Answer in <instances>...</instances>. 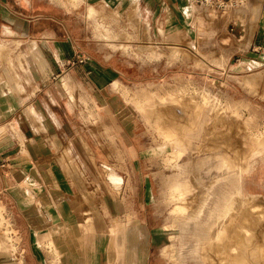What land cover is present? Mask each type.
I'll return each instance as SVG.
<instances>
[{
	"label": "rangeland",
	"instance_id": "obj_1",
	"mask_svg": "<svg viewBox=\"0 0 264 264\" xmlns=\"http://www.w3.org/2000/svg\"><path fill=\"white\" fill-rule=\"evenodd\" d=\"M38 1L77 17L90 41L105 48L106 56L121 60L116 66L120 79L111 90L114 107L124 108L125 115L117 118L125 117L130 124L128 134L117 128L112 131L104 123L94 98L78 97L71 106L82 120L83 133L93 138L103 156L98 171L110 192L132 205L145 202L149 224L164 231V242L153 248L149 264H264V143L260 144L264 140V67L254 64L246 72L235 69L247 53L241 50L243 22L233 17L238 10L244 13V7L263 3L253 0L212 15L187 0L177 32L172 34L168 28L159 31L158 23L152 26L140 6H129L112 19L113 12L103 3ZM87 5L98 10L89 18ZM137 17L140 20L135 23ZM259 17L260 12L257 21ZM144 24L149 27L145 29ZM105 28L116 34L115 39L95 37V30L101 33ZM6 40L0 38V45L8 47L13 59L9 69L22 86L21 92H13L23 97L30 84L16 60L20 43ZM107 40L114 43L106 45ZM252 78L256 80L249 81ZM165 132L180 142L178 148L165 140ZM136 140L139 147L129 149ZM179 149L182 154L175 162L174 152ZM108 171L127 176H119L117 190L109 182ZM174 178L185 185L180 203L169 201L168 182ZM93 197L99 203L102 200L99 190ZM10 203L0 194V243L5 244L0 254L7 264H27V235ZM178 205L185 208L184 214L174 212ZM42 249L48 264H53L52 248L43 245Z\"/></svg>",
	"mask_w": 264,
	"mask_h": 264
},
{
	"label": "crops",
	"instance_id": "obj_2",
	"mask_svg": "<svg viewBox=\"0 0 264 264\" xmlns=\"http://www.w3.org/2000/svg\"><path fill=\"white\" fill-rule=\"evenodd\" d=\"M85 1L103 3L113 12L112 19L129 6H140L152 26L158 23L159 31L168 28L172 34L187 4V0ZM257 5L260 17L253 26L248 10ZM243 9L244 13L241 9L233 14L243 22L245 32L241 50H246V59L235 66L240 72L254 64L264 67V3ZM97 12L93 5L86 6L87 18ZM75 18L61 7L38 0H0V38L20 43L16 60L30 84L23 97L13 92H21L22 86L9 69L13 59L8 47L0 45V61L7 64H2L0 73V194L10 199L27 235V264L49 263L43 245L52 248L53 264H149L153 248L164 242V231L149 224L145 202L132 205L110 192L98 171L103 156L93 138L83 133L82 120L71 106L78 97L94 98L104 123L112 131L117 128L128 134L130 124L125 117L117 118L125 115L124 108L114 107L111 90L120 79L116 66L121 60L106 56L105 48L90 41L82 22ZM100 32L95 30L96 38L116 37L107 28ZM113 43L106 41V45ZM77 56L87 62L71 64ZM139 145L136 140L127 147ZM107 175L114 190L127 177L112 171ZM112 178L120 183H112ZM95 190L102 194L100 203L93 197ZM7 261L0 254V264Z\"/></svg>",
	"mask_w": 264,
	"mask_h": 264
},
{
	"label": "bare ground",
	"instance_id": "obj_3",
	"mask_svg": "<svg viewBox=\"0 0 264 264\" xmlns=\"http://www.w3.org/2000/svg\"><path fill=\"white\" fill-rule=\"evenodd\" d=\"M250 2H252V1H248V2H243V3H241L240 5H238V6H236V7H234V8H232V9H236V8H239V7H241V6H243V5H245V4H247V3H250ZM260 8V7H259ZM259 8H258V5L257 6H255V7H252L251 9H250V12H251V17H250V24L252 25L254 22H256L257 21V15H258V13L260 12V10H259ZM232 9H229V10H227V11H230V10H232ZM224 12H226V11H224ZM2 49H3V46H2ZM0 58H1V56H0ZM3 58V57H2ZM1 60V59H0ZM256 79H254V78H252V79H249V81H255ZM171 103H174V101H172ZM146 107H148V105H146L144 108H146ZM147 109H149V108H147ZM146 111H148V112H151L152 110L151 109H149V110H146ZM160 118V117H159ZM159 120V119H158ZM164 123V122H163ZM157 130H158V128H157ZM163 130V129H162ZM169 130V129H168ZM166 131V130H165ZM160 132V131H159ZM162 134V133H161ZM173 135V134H172ZM171 135V133L169 134V132L168 133H163V135L162 136H164V138H165V140L169 143H171V145L172 146H175V147H179L180 146V142H178L177 140H175V139H172V137L174 136H172ZM163 138V139H164ZM164 140V141H165ZM171 147V146H170ZM182 147V146H181ZM174 152V151H173ZM183 152V151H182ZM171 153V152H170ZM174 159H175V162H177L176 160H179L180 159V157H181V151H180V149L179 150H177L176 152H174ZM171 155V154H170ZM173 157V156H172ZM169 162H170V160H169ZM178 166H179V164H178ZM175 167V166H174ZM179 168V167H178ZM180 169V168H179ZM111 181H112V183H114V184H119L120 183V180L118 179V178H112L111 179ZM168 183H170L169 185H170V194H169V196H170V199L171 200H169V201H171V202H178V203H180L181 201H183V199H184V195L185 194H183V188H184V186L185 185H181L180 184V180L178 179V178H174V179H172V180H170V182H168ZM185 184V183H184ZM169 191V190H168ZM175 206V205H174ZM175 209V210H174ZM173 210H174V212L175 213H180V214H184V212H186L184 209V207H182V206H176L175 208H174ZM253 212V211H252ZM175 215V214H174ZM177 216H179V215H177ZM182 216V215H181ZM253 218V217H252ZM50 238V237H49ZM49 238H47V240H50ZM52 240V239H51ZM50 240V243L52 242ZM1 244V243H0ZM4 243H2L1 245H0V248H3L4 247ZM236 260V259H235ZM234 260V261H235ZM239 261V260H238Z\"/></svg>",
	"mask_w": 264,
	"mask_h": 264
},
{
	"label": "built area",
	"instance_id": "obj_4",
	"mask_svg": "<svg viewBox=\"0 0 264 264\" xmlns=\"http://www.w3.org/2000/svg\"><path fill=\"white\" fill-rule=\"evenodd\" d=\"M192 6L200 8L207 14H217L219 12H224L232 9L243 2L253 1V0H189ZM258 2L264 3V0H256ZM87 62V58L83 56H77L76 59L71 62V64H84Z\"/></svg>",
	"mask_w": 264,
	"mask_h": 264
}]
</instances>
